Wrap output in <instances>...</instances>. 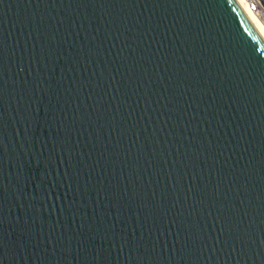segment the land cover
<instances>
[{"label":"water","instance_id":"obj_1","mask_svg":"<svg viewBox=\"0 0 264 264\" xmlns=\"http://www.w3.org/2000/svg\"><path fill=\"white\" fill-rule=\"evenodd\" d=\"M0 264H264L236 0H0Z\"/></svg>","mask_w":264,"mask_h":264},{"label":"bare ground","instance_id":"obj_2","mask_svg":"<svg viewBox=\"0 0 264 264\" xmlns=\"http://www.w3.org/2000/svg\"><path fill=\"white\" fill-rule=\"evenodd\" d=\"M236 1L239 3L246 16L264 38V18L257 14L255 11H252V6L250 5V3H245L243 0Z\"/></svg>","mask_w":264,"mask_h":264},{"label":"built area","instance_id":"obj_3","mask_svg":"<svg viewBox=\"0 0 264 264\" xmlns=\"http://www.w3.org/2000/svg\"><path fill=\"white\" fill-rule=\"evenodd\" d=\"M245 3H250L252 11H255L264 18V3L261 0H243Z\"/></svg>","mask_w":264,"mask_h":264}]
</instances>
